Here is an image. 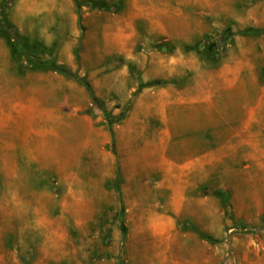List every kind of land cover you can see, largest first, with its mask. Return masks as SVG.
<instances>
[{
  "label": "rangeland",
  "instance_id": "374dc122",
  "mask_svg": "<svg viewBox=\"0 0 264 264\" xmlns=\"http://www.w3.org/2000/svg\"><path fill=\"white\" fill-rule=\"evenodd\" d=\"M260 28L264 0H3L0 264H264ZM14 34L24 39L16 52ZM27 53L87 79L112 117L126 110L113 135L83 85ZM209 70L213 82L243 78L260 131L242 167L213 166L201 202L176 214L155 183L151 103L157 85L203 82ZM142 156L154 171L140 186Z\"/></svg>",
  "mask_w": 264,
  "mask_h": 264
},
{
  "label": "crops",
  "instance_id": "0c3cea01",
  "mask_svg": "<svg viewBox=\"0 0 264 264\" xmlns=\"http://www.w3.org/2000/svg\"><path fill=\"white\" fill-rule=\"evenodd\" d=\"M204 76L207 78L203 82L195 79L183 87L174 83L157 85L151 103L157 117L155 183L176 214L182 205L201 202L198 189L210 180L213 166H223V171H227L228 166L233 170L242 167L244 157L250 155L245 149L255 146L253 137L260 131L259 101L245 95L242 77L235 75L213 82L211 70ZM248 82L250 88L259 91L254 77ZM143 158L146 175L140 186L154 171L148 169L152 165L149 157ZM130 159L131 164L124 169L127 182L133 181L137 172L132 168L133 154ZM169 214L165 212L163 219H168ZM154 228L155 233L161 229Z\"/></svg>",
  "mask_w": 264,
  "mask_h": 264
},
{
  "label": "trees",
  "instance_id": "16d2710c",
  "mask_svg": "<svg viewBox=\"0 0 264 264\" xmlns=\"http://www.w3.org/2000/svg\"><path fill=\"white\" fill-rule=\"evenodd\" d=\"M78 4V3H77ZM78 24L80 29H83V25H82V19H81V15L80 13L78 14ZM256 32H264V28H260V29H253ZM13 38H15V45H14V51L16 52V50H18V46L22 47V43L24 41V39L22 37H20L17 34H14ZM24 53V52H23ZM75 54V58L78 60L79 56H78V50H76L74 52ZM27 58L32 61L33 63H35L39 68H43V69H47V70H53L55 72L61 73L67 77H73L75 78L81 85L84 86V88L86 89V91L88 92V94L91 96L92 100L102 109L103 113H104V117L107 121V125H108V129L111 133V136L113 135L112 133V124L114 122H117L119 120H121L125 113L126 110H123L120 114H118L117 116H111L110 113L106 110L103 101H101L100 99L96 98L91 84L89 83V81L87 79H85L84 77H80L78 74L71 72L67 66L65 64H57L55 62H45V61H41L38 58L32 57L30 56L28 53L26 54ZM158 81H153L150 83H156ZM222 200L223 197H222ZM226 201V200H225ZM208 240H212L211 237L207 236L206 237Z\"/></svg>",
  "mask_w": 264,
  "mask_h": 264
}]
</instances>
